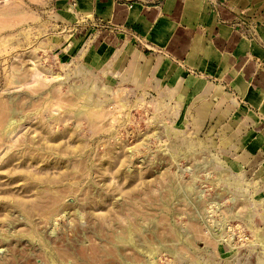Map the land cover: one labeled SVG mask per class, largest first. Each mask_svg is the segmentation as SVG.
Wrapping results in <instances>:
<instances>
[{
  "label": "rangeland",
  "instance_id": "rangeland-1",
  "mask_svg": "<svg viewBox=\"0 0 264 264\" xmlns=\"http://www.w3.org/2000/svg\"><path fill=\"white\" fill-rule=\"evenodd\" d=\"M56 2L0 0V264H262L264 182L209 118L222 90L174 124L152 59L59 44L108 28Z\"/></svg>",
  "mask_w": 264,
  "mask_h": 264
},
{
  "label": "crops",
  "instance_id": "crops-1",
  "mask_svg": "<svg viewBox=\"0 0 264 264\" xmlns=\"http://www.w3.org/2000/svg\"><path fill=\"white\" fill-rule=\"evenodd\" d=\"M56 6L66 22L87 19L108 28L84 40L67 34L59 43L81 45L89 61L106 56L104 68L121 67L136 49L152 59L153 78L177 111L174 124L190 114L204 83L222 90L224 100L213 104L223 115L209 118L228 125L223 140L231 142V166L264 182V0H57ZM121 30L132 37L117 38Z\"/></svg>",
  "mask_w": 264,
  "mask_h": 264
},
{
  "label": "bare ground",
  "instance_id": "bare-ground-1",
  "mask_svg": "<svg viewBox=\"0 0 264 264\" xmlns=\"http://www.w3.org/2000/svg\"><path fill=\"white\" fill-rule=\"evenodd\" d=\"M134 62H135V63L138 62L137 54H136V56H134ZM144 69H146V68L141 67V74L143 73V70H144ZM138 70H139V69H138ZM200 114H201V113H200ZM199 117H200V116H199ZM262 240L264 241V235H263V239H262ZM261 258H262V257H261ZM261 258H260V261H261L262 264H264V259L261 260ZM259 263H260V262H259Z\"/></svg>",
  "mask_w": 264,
  "mask_h": 264
}]
</instances>
